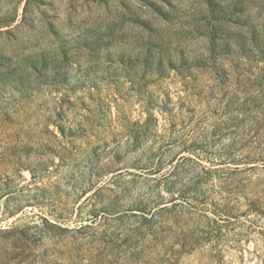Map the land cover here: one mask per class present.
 Wrapping results in <instances>:
<instances>
[{"label": "rangeland", "instance_id": "1", "mask_svg": "<svg viewBox=\"0 0 264 264\" xmlns=\"http://www.w3.org/2000/svg\"><path fill=\"white\" fill-rule=\"evenodd\" d=\"M0 264H264V0H0Z\"/></svg>", "mask_w": 264, "mask_h": 264}]
</instances>
